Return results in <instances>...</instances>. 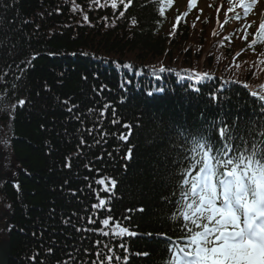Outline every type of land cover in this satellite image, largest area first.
<instances>
[{
  "label": "trees",
  "instance_id": "1",
  "mask_svg": "<svg viewBox=\"0 0 264 264\" xmlns=\"http://www.w3.org/2000/svg\"><path fill=\"white\" fill-rule=\"evenodd\" d=\"M75 3L73 12L71 0H0V149L17 165L15 184L0 180L8 264H63L68 253L74 264H92L105 244L122 258L123 244L128 264H159L167 257L161 234L180 235V224L168 219L180 199L181 178L175 175L179 165L173 167L177 139L167 130L173 122L196 129L223 117L251 142L249 131L264 121L250 95L264 85V43L259 50L250 47L243 33L238 43L225 39L223 21L215 25L212 16L200 26L182 14L168 22L172 4L160 16L152 0H133L119 18L122 5L113 10L95 7L93 0ZM125 63L134 67L125 69ZM161 64L171 71L160 73ZM193 69L211 77L197 84L199 92L189 87ZM212 93L220 97L218 106ZM105 103L113 107L101 117ZM125 123L132 126L130 136ZM213 139L219 141L215 130ZM102 178L117 181L114 192L103 191L97 183ZM98 197L108 203L94 210ZM108 217L104 228L100 222ZM116 221L138 235L103 236L101 229L111 232ZM145 251L151 255L136 254Z\"/></svg>",
  "mask_w": 264,
  "mask_h": 264
},
{
  "label": "snow or ice",
  "instance_id": "2",
  "mask_svg": "<svg viewBox=\"0 0 264 264\" xmlns=\"http://www.w3.org/2000/svg\"><path fill=\"white\" fill-rule=\"evenodd\" d=\"M71 2L72 11H77L79 5L75 3V0ZM152 2L160 5L158 9L160 16H164L166 7L172 4V0H152ZM132 3L133 0H93V6L99 8L110 6L116 10L119 5H122L124 11L119 12V18L125 16V12ZM257 3L258 0H228L229 7L225 12V17L229 13H234L237 8L242 9L243 16L247 17ZM259 3L264 8V0H259ZM195 4L196 0H189L188 9L191 10ZM219 11L218 8L217 12ZM104 19L106 20L107 17ZM180 19V16L176 17L177 21ZM236 19H240L239 13H236ZM83 20L88 22L87 14L83 16ZM130 23L136 25L138 21L133 17ZM250 26L248 24L244 26L245 39L248 36L247 28ZM175 27L176 25H173L174 30ZM259 43H264V13L260 16L259 26L249 46L255 47ZM71 55H77V53L73 52ZM83 55L88 54L83 53ZM35 58L36 54H33L31 59ZM123 67L132 69L134 66L125 63ZM155 71L156 68L153 67V72ZM158 71L163 73L171 69L161 64ZM192 71L195 74L189 76L188 79L194 83L189 87L199 92L200 88L197 84L211 77L207 72H199L195 69ZM135 74L140 75V72ZM259 88V91H250V95L259 102L260 113L264 114V85H260ZM155 91L164 90L156 89ZM148 95L152 96L153 92H148ZM210 99L214 102V106H218L217 102L220 100L218 94L212 93ZM121 102L124 100L122 99ZM24 104V99L18 102L19 106ZM112 107L111 103H105L99 115L103 117ZM68 111L71 112L72 108ZM92 111L94 110L89 109L90 113ZM113 112L115 113V109ZM200 118L203 123V115ZM112 122L116 124L120 121L113 119ZM216 125L220 127L217 129ZM123 126L129 129L128 136H130L132 126L128 123ZM236 127V123L228 125L223 117L213 119L207 122V126L196 129L188 126L186 122L183 125L173 122L169 126L167 131L174 133L177 139V143L173 145L176 152L173 167L179 165L175 175L181 179L178 183L180 199L176 201V211L170 214L168 219L170 223L180 224L178 229L180 235L170 237L167 234H161L167 241L166 249H164L167 257L159 264H264V121L258 129L249 131L248 135L253 137L251 142L243 135L238 137ZM94 130L87 129L89 134ZM213 130L219 136V141L213 139ZM104 135L106 136L107 133ZM128 136L121 134L119 138L127 141ZM237 139H239V144ZM80 143L84 144L82 138ZM132 152L133 149L130 147L124 159L130 160ZM66 166L71 167V164ZM97 183L104 185V192L112 193L117 181L113 178H102ZM98 200L99 202L92 206L94 210L104 208L108 203L99 197ZM108 211L110 212L111 209L109 208ZM137 211L143 212L145 209L140 207ZM111 220L112 218L108 217L100 223L106 228ZM88 222L91 224L95 221L89 217ZM76 230L85 231L80 228ZM176 230L173 229V231ZM101 234L106 237L109 235L114 237L138 235L129 227L122 226L119 221L115 222L111 232L102 228ZM145 235L152 236L153 233L149 232ZM96 247L98 249L101 247L100 241L96 242ZM103 248L105 251L96 252V258L92 264H113L114 261L115 264H128L130 253L123 244L120 245L124 251L123 258L116 253L114 248H109L106 244ZM51 251L49 249V252ZM85 252L87 253V250ZM136 254L150 256L151 252ZM68 255L71 259L63 264H74L75 257L71 253ZM102 256L103 260H101Z\"/></svg>",
  "mask_w": 264,
  "mask_h": 264
},
{
  "label": "rangeland",
  "instance_id": "3",
  "mask_svg": "<svg viewBox=\"0 0 264 264\" xmlns=\"http://www.w3.org/2000/svg\"><path fill=\"white\" fill-rule=\"evenodd\" d=\"M189 0H175V5L172 8L171 12L168 14L167 21H171L175 19L177 16L180 15V13L185 17V20L196 24V26H200L202 24L203 18H208L209 16H212L213 23H218V19L225 18V24L226 28L225 30H228L235 34L232 38L233 42L238 43V33H240V30L245 26V24H249L251 20L255 21L257 20L262 13H264V8L261 7L259 0L257 5L254 7L252 12L247 16L248 21H244L246 17L243 16V10L242 9H235L234 13H229L227 17H225V12L227 11V8L229 7L228 0H196L195 7L192 11L188 9V11L184 12V10H187V2ZM220 9L219 12H217V9ZM187 13V15H185ZM236 13L240 14V19H236ZM173 25V23H172ZM171 25V26H172ZM169 26V25H168ZM237 31V32H236ZM7 150L0 151V180H9L10 182H15L16 179V171H17V165L10 155L9 152H6ZM6 215V211L2 209L0 206V216L1 218ZM5 222L3 223L2 219L0 220V241L8 239L5 233L4 226ZM5 228V229H4ZM9 257H10V251H9ZM9 262V260H8Z\"/></svg>",
  "mask_w": 264,
  "mask_h": 264
},
{
  "label": "water",
  "instance_id": "4",
  "mask_svg": "<svg viewBox=\"0 0 264 264\" xmlns=\"http://www.w3.org/2000/svg\"><path fill=\"white\" fill-rule=\"evenodd\" d=\"M9 260V242L8 240L0 241V264H8Z\"/></svg>",
  "mask_w": 264,
  "mask_h": 264
},
{
  "label": "bare ground",
  "instance_id": "5",
  "mask_svg": "<svg viewBox=\"0 0 264 264\" xmlns=\"http://www.w3.org/2000/svg\"><path fill=\"white\" fill-rule=\"evenodd\" d=\"M0 151H3V150L0 149ZM4 152H5V151H4ZM6 152H7V151H6ZM5 182H8V183L11 184V185L16 183V182L11 183L9 180H6ZM6 216H8V211H7V215H5L4 217H6Z\"/></svg>",
  "mask_w": 264,
  "mask_h": 264
}]
</instances>
